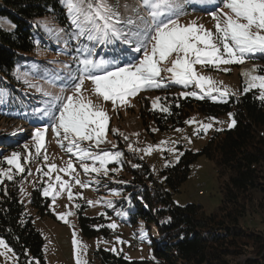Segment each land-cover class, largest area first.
<instances>
[{
	"label": "snow or ice",
	"instance_id": "snow-or-ice-1",
	"mask_svg": "<svg viewBox=\"0 0 264 264\" xmlns=\"http://www.w3.org/2000/svg\"><path fill=\"white\" fill-rule=\"evenodd\" d=\"M61 2L66 8L71 25L76 30L68 34L69 39L80 41L81 38H85L88 43H83L75 49L76 72L69 73L67 77L61 79L57 91L45 89L25 80L29 87L36 88V91L46 98L43 101L44 106L34 111L45 117L48 123L34 129L31 136L32 144L23 145L24 153L13 151L9 156L2 158L7 167L0 166V183L4 180L13 181L16 175L25 173L26 168L28 175H32V169L28 168V164L35 157L42 155L43 164L35 169L39 174L42 195L45 198L51 197L52 204H55L57 197L62 193L67 194L72 208L65 205L68 210L57 215L59 220L70 224L68 217L75 215L73 208L76 210L81 208V204L76 201L83 198V193L74 192V188L76 186L80 189L89 188L92 183H100L98 176L108 177L110 172L120 170L109 168L110 163H118L122 167L123 152L115 150L117 145L107 139L110 117L102 102H111L115 111L119 107L128 106L130 98L142 90L163 88L169 81L195 89L179 93L182 98L192 96L204 99L208 96L213 100H223L233 95L234 93H231L222 81L217 82L211 76L199 72L197 65L219 70L221 65L244 64L249 56L264 55V0H215V2L202 0V3L211 4L215 9L209 13L213 28L200 23L199 18L181 23L180 17L186 14L185 0H136L135 3L123 4L121 0H61ZM40 24L50 34L65 31L50 25L47 20L41 21ZM119 44L126 45L127 48L103 55L98 51L104 46L115 47ZM129 52L138 55L129 58ZM223 71L228 72L229 69L223 68ZM257 71L264 72V69L253 65L252 69L242 72V76L245 77L243 92L258 90L257 98L264 102V74H255ZM86 82H90V89L85 88ZM0 95L3 93L0 92ZM92 95L96 97V101L91 98ZM162 99L166 97L153 98L152 107L154 110L158 108L161 112L168 113L169 107L160 103ZM232 115L229 113V117ZM210 119L215 120V117ZM185 123L197 125L194 131L196 135L201 131L206 133L214 126L213 123H203L194 118ZM235 124L236 120L232 119L228 127L232 128ZM49 130L55 136L56 143L61 147L66 145V152L71 154L64 162V166L49 162L46 150V134ZM112 131L123 135L125 141L129 140L127 135L119 133V129ZM152 131L156 132L158 129L153 128ZM176 131L180 132L182 129ZM187 139L190 143L191 139ZM85 143L87 146H84ZM165 143L166 141L162 140L159 145L149 144L143 149H135L132 143H129L128 147L130 150L150 155L154 147L159 148ZM171 143L173 147L161 150L175 152L174 145L177 141ZM104 144H110L111 150L102 148L101 145ZM180 155L182 153L176 155L177 160ZM77 164L79 169L90 177L89 180L81 179ZM167 165L168 161H165V166ZM53 173H56L54 177ZM33 187H36V184H33ZM20 192L22 195H28L23 187V180ZM113 194L120 195L119 191H113ZM86 203L90 207L103 204L107 208H114L110 199L87 200ZM100 215L107 216L106 213ZM116 215L122 216L125 213L118 211ZM104 226L94 227L99 230ZM106 226L112 230L118 228L115 221ZM72 237L77 264H82L80 250L86 251L87 246L77 239L75 228ZM139 237L141 240L147 239L143 222L140 223ZM115 239L117 243H125L119 236ZM0 249H3L0 256L4 257L6 262L18 264L15 251L3 238H0ZM110 250L117 251L115 246ZM152 259L155 260V257ZM28 264H39V261L29 260Z\"/></svg>",
	"mask_w": 264,
	"mask_h": 264
},
{
	"label": "trees",
	"instance_id": "trees-1",
	"mask_svg": "<svg viewBox=\"0 0 264 264\" xmlns=\"http://www.w3.org/2000/svg\"><path fill=\"white\" fill-rule=\"evenodd\" d=\"M188 1L185 0L184 4L186 14L180 18L194 12L214 10L207 9L206 6L212 5L204 4L202 0ZM197 2L204 7H196ZM44 15H51L65 30L56 43L44 36L34 24L36 17ZM0 18L9 19L14 26L12 30L0 26L1 84L29 85L17 78L15 68L22 59L35 61L38 68L40 63H45L34 55L38 46L64 53L69 59V66L76 68L75 49L88 43L85 38L80 41L69 39L68 34L76 30L61 0H0ZM125 48L126 45L119 44L104 46L98 51L103 55ZM133 55L138 54L129 52V58ZM248 59L264 63V55L261 54ZM25 66L28 67L27 64ZM259 68L264 69L261 65ZM32 69L28 67V73ZM39 76L41 72L38 69L34 77ZM244 86L240 80L239 93L223 100H213L208 96L204 99L192 96L182 98L179 96L180 87L172 82H167L163 88L150 89L159 97H166L160 103L168 106L169 112L143 105L137 116L142 127L149 132L152 131L149 122L159 131L181 127L193 111L214 117L232 113L236 124L232 128L215 131L198 151L183 149L179 160L163 167L157 174L143 159L138 158V165L129 169L130 177L110 182L120 191L128 193V197L121 198L119 202L124 207L132 204L126 224L134 228L143 222L145 228L150 233L155 230V234L144 239L150 243V255L146 259H128L123 254L100 248L96 251L97 264H264V102L257 98V90L244 93ZM34 93L37 91L34 90ZM36 97H41V94H36ZM28 106L26 104L25 109ZM4 112L9 111L0 107V114ZM16 116L29 124L34 120L24 109ZM15 146L1 135L0 130V160L2 153ZM199 156L213 161L222 197L221 203L210 212L205 211L200 203L178 205L172 199V194L179 190L191 164ZM30 204L37 214H50L47 201L38 187L32 189ZM77 212L79 228L84 236L109 233L106 226L99 230L94 227L104 225L102 217L85 216L81 210ZM255 214L258 218L256 222L253 221ZM133 232L139 236L137 231ZM0 237L15 251L19 264H28L33 259L39 264H46L44 239L32 216L26 212L15 181H5L0 186Z\"/></svg>",
	"mask_w": 264,
	"mask_h": 264
},
{
	"label": "rangeland",
	"instance_id": "rangeland-1",
	"mask_svg": "<svg viewBox=\"0 0 264 264\" xmlns=\"http://www.w3.org/2000/svg\"><path fill=\"white\" fill-rule=\"evenodd\" d=\"M125 2L135 3L136 0H121L122 4ZM196 5V7H204L198 2ZM206 8L212 9L213 7L206 6ZM210 12H194L187 17L180 18V21L181 23H186L189 20L199 18L200 23H203L208 28H213V21L209 15ZM45 20H47L50 25L60 28L51 15L36 17L34 19V24L38 25L40 32L44 36L52 38L55 43L58 42L59 39L62 38V33H48L40 24L41 21ZM0 26L8 30H12L14 27L9 19L4 18H0ZM34 55L37 60L46 62L43 64L40 63L38 68L36 67L37 63L33 60L29 62L26 61V59L20 60L15 68L17 78H21L24 81L28 80L34 85L42 86L51 91H57L60 87L59 81L67 77L69 73L75 74L76 72L75 67L69 66V59L64 53L56 52L54 50L41 49L40 46H38ZM245 63H250V67H253V65H261L264 67V63L255 62L254 60L248 59V57L245 59ZM25 64H27L28 67L33 68L31 73H28V67H26ZM239 65L243 67V64L221 65L219 70L213 67L202 68L197 65V70L205 75L211 76L217 82L222 81L223 85L227 86L230 92L234 93L233 95H236L239 93L240 80L242 82L245 81L244 77L241 75L242 71ZM223 68H228L229 71L224 72ZM38 69L41 72V76L34 77V73L38 71ZM46 73H49V75L43 76ZM256 74H264V72L261 73L257 71ZM1 82L2 80L0 79V92L3 93V95H0V107L3 108V111H9L0 114L1 135L9 142L16 144L15 148H10L8 151H5V153L1 152L3 156H1L0 166L7 167L2 158L9 156L13 151H20L24 153L23 145L26 143L29 145L32 144L31 136L34 129L42 127L43 124L48 123V121L45 117L34 111L37 108L43 107V101L46 99L40 92L37 91V93H34L36 88L19 83H11L10 85H7L8 82L6 84H1ZM175 85L180 87V93L195 90L192 86L184 87L179 84ZM85 88H91L90 82H86ZM36 94H41V97H36ZM86 94L90 95V93ZM157 96L159 95L155 94L154 91H150V89L142 90L138 95L130 98V104L128 106L119 107L115 111L113 110L111 102L101 101L104 103V107L110 117L107 139L117 145V149L115 150H119L124 154L122 157V167L118 163H110L108 165L109 168H119L120 170L115 173L110 172L108 177H103L102 175L98 176L97 179L100 180V183H92L89 188L80 189L79 186L74 188V192L83 193V198L77 200L76 202L81 204V208L79 210H81L85 216L102 217L104 219L103 224L105 226L111 221H115L118 225L117 229L112 230L106 226L109 230L108 234L86 237L81 233L78 224V210L74 208L72 210L75 212V215L68 217L70 224H66L59 220L57 214L67 211L68 208H72V204L67 199L66 193H62L59 197H57L55 204H52L51 197L45 198L42 195V186L39 182V174L35 171L38 165L43 164L42 155L35 157L33 161L28 164V168L32 169V175H28L26 168L25 173L15 176L13 181L17 183L19 192L21 181L23 180V187L28 193V195H22L20 192V200L23 203L26 212L32 216V220L36 228L40 231L44 239L43 254L46 264H77L74 246L72 243L73 228H75L77 233V239L82 242L83 245L87 246L86 251L83 249L80 250V260L82 261V264H97L99 259L96 251L100 248L111 251L110 249L113 246L116 247L117 251L111 252L123 254L128 259H141L142 257L143 259H146L150 255L149 241L141 240L140 237L133 232V230H135L139 233L140 224L136 225L134 228L126 224L130 217L128 212L131 210L132 204H127V206L124 207L123 204L119 202L121 198H127L128 193L120 191L115 184L110 182H113L115 179L120 180V178L124 179L130 177L129 169L138 165V158L143 159L148 164L151 171L157 174L160 169L165 167V161H168V165L174 164L177 161L176 155L181 153L183 149H190L192 151L200 150L215 131H220L218 129H228V124L231 123V120L233 119V117H229V113H225L221 116L215 117V120H211L210 118L214 116H205L198 111H193L188 120L194 118L195 120L203 123H213V128L208 129L206 133L201 131L199 135H196L194 134V131L197 125L184 123L181 127L164 131L158 130L156 132H149L142 127L137 114L138 110L142 108L143 105L145 108L149 107L152 109V99ZM91 98L96 101V97L94 95H92ZM26 104L29 105L27 109H25ZM21 109H24L25 112H29L30 115L34 117L33 123L29 124L17 118L16 115L19 114ZM148 126L151 127V130L155 128L150 122L148 123ZM112 129H119V133L127 135L129 140L125 141L123 135L114 133ZM176 129H182V131L178 132ZM134 133H138L139 135H133ZM187 138L191 139L190 143ZM162 140L166 141V143L161 145L159 148L154 147V150L150 155L145 154L142 151L130 150L128 147V144L132 143L133 148L143 149L149 144L153 146L159 145V142ZM172 141H177L174 145V148L176 149L175 152L161 150L173 147V144L171 143ZM84 146H87V144L85 143ZM101 147L111 150L110 144H104L101 145ZM46 150L49 155V162H54L58 166H64V162L67 161L71 155L66 152V145L65 147H61L56 143V138L51 130H49L46 134ZM72 158L74 163H76L75 157L73 156ZM21 162L23 163V156ZM77 169L80 171V177L82 180L90 179L88 176L87 179L84 178L85 174L79 169L78 164ZM55 174L56 173H53V177ZM61 175L64 176L63 173H61ZM24 177L27 178L24 179ZM64 178L68 179L67 176H64ZM5 181L8 180H4L3 183H0V186L4 184ZM33 184H36V187L40 189L41 195L44 197L45 201H47V208L50 214L41 216L32 208L30 198L32 189L35 188L33 187ZM113 191H119L120 195H114ZM199 191H201V193H199ZM101 198L112 200L114 208H107L103 204L90 207L86 203L87 200L95 201ZM172 199L178 205L200 203L205 211L210 212L214 210L221 203L222 197L218 189V179L213 161L205 156H199L191 164L190 172L186 180L179 187V190L172 194ZM65 205H68V208H66ZM53 208L55 211H53ZM118 211L125 213V215L117 216L116 213ZM100 213H106L107 216H101ZM257 220L258 218L255 214L253 216V221L256 222ZM146 231L147 236L150 235L153 237L155 234V230H152L151 233L147 229ZM117 236L121 237L125 243H117L115 239ZM0 251H3V249H0ZM0 264H12V262H6L5 258L0 256Z\"/></svg>",
	"mask_w": 264,
	"mask_h": 264
},
{
	"label": "bare ground",
	"instance_id": "bare-ground-1",
	"mask_svg": "<svg viewBox=\"0 0 264 264\" xmlns=\"http://www.w3.org/2000/svg\"><path fill=\"white\" fill-rule=\"evenodd\" d=\"M243 67H241V71L244 72L245 70H250L252 69L251 64L250 63H245L242 65ZM240 70V69H239ZM241 73V72H240ZM242 74V73H241ZM256 74V73H255ZM85 179L87 178V176L85 175L84 177ZM199 193H201V191H199Z\"/></svg>",
	"mask_w": 264,
	"mask_h": 264
}]
</instances>
